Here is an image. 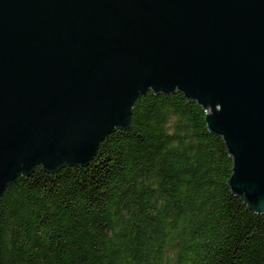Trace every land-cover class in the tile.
I'll return each mask as SVG.
<instances>
[{
  "label": "water",
  "instance_id": "1",
  "mask_svg": "<svg viewBox=\"0 0 264 264\" xmlns=\"http://www.w3.org/2000/svg\"><path fill=\"white\" fill-rule=\"evenodd\" d=\"M149 89L207 110L264 212V0H0V201L38 164L89 163Z\"/></svg>",
  "mask_w": 264,
  "mask_h": 264
},
{
  "label": "trees",
  "instance_id": "2",
  "mask_svg": "<svg viewBox=\"0 0 264 264\" xmlns=\"http://www.w3.org/2000/svg\"><path fill=\"white\" fill-rule=\"evenodd\" d=\"M206 114L149 89L89 163L19 175L0 201V264H264V212L233 192Z\"/></svg>",
  "mask_w": 264,
  "mask_h": 264
}]
</instances>
